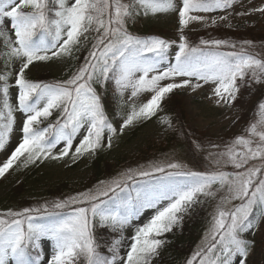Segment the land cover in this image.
I'll return each mask as SVG.
<instances>
[{"label":"snow or ice","instance_id":"obj_1","mask_svg":"<svg viewBox=\"0 0 264 264\" xmlns=\"http://www.w3.org/2000/svg\"><path fill=\"white\" fill-rule=\"evenodd\" d=\"M232 3L233 0H182V6L175 7L174 0H128L126 3L122 0H0V47L7 49L4 52V67H9L13 59L23 60L16 70L14 84H9L11 72L0 73V152L9 143L15 123L13 113L18 111L25 114L20 129L22 142L18 143L10 158L0 166V177L12 169L21 157L25 158V166L49 158L55 144L47 141L46 136L52 129H56L55 139L65 142L60 156H51L52 159L67 156L73 147V137L86 125V135L75 148L74 157L94 152L101 147L105 129L116 133V129L106 121L100 97L92 87L93 81L102 84L110 79L114 80L121 94L124 90L131 89L132 98L142 93L152 94L138 110L133 108L123 123L125 128L140 117L150 118L155 115L166 94L173 90L191 86L195 91L203 87L199 81L216 85L213 94L225 104L234 102L237 97V79L243 80L249 75L257 83L264 82V61L261 59L245 54L242 49L239 54L229 53L207 62H197L193 54L201 49L189 47L182 34L190 22L204 19L190 13L223 10L231 7ZM24 9L30 11L26 12ZM141 10L144 15L149 12L156 14L178 11L182 42L179 44V55L176 56L174 67L158 71L156 63L144 59L146 54L162 58L169 46L166 41L158 38L143 40L127 31L126 21L130 22ZM253 11L264 12V7ZM6 19L7 30L3 27ZM9 32L14 35L15 40ZM48 36H53L55 42L50 43L46 39ZM90 36L94 42L89 55L84 65L68 81L58 85H42L25 79V71L34 62L71 55L73 46L81 43L80 38L88 40ZM202 43L208 44L207 41ZM212 43L220 47L226 42ZM57 45L58 49L52 51ZM49 51L51 55H48ZM201 63L203 67L200 66ZM177 76L195 77L197 83L193 84L189 79L161 86V81ZM10 87L18 89L15 105L10 102ZM56 108L61 110V120L43 129L34 127L40 123L41 118L51 116L52 110ZM258 112L260 124L264 125V102L258 105ZM162 122L169 124L167 119ZM69 128L71 130L66 131ZM247 131L248 138L237 137L234 145L223 154L227 157L226 163L243 171L208 175L192 172L190 176L196 181L194 186L174 193L163 192L156 195L137 192L132 200L122 201L116 210L103 206L105 202L101 201V196H108V190L97 195L81 194L69 201L56 203L55 207L64 209L73 203L88 206L77 208L68 219L50 228L33 223L31 213L38 210L25 209L19 213H7L12 219L0 218V264H40L42 238L54 241L55 247V253L45 264H80L81 261L83 264H151L157 255V249L163 243L157 237L172 230L173 225L178 223L177 214L186 211L198 194L213 195L211 186L216 183L222 187L227 186L228 200H238L241 203L231 209H218L213 218L212 242L205 252H198L188 264H230L237 255L240 257L239 264H244L248 242L242 238V234L252 229L250 217H253L255 208L264 215V130L258 131V125L254 122ZM107 146L110 147L111 144ZM237 146L243 150L237 151ZM257 160L260 161L259 164H250V161ZM168 167L179 169L181 166L170 164ZM165 171V168L157 166L154 171H142L140 175L152 176L154 172ZM167 175L179 176L182 173L168 172ZM117 189L127 191L122 182H115L110 191L116 193ZM160 200H167V205L157 208ZM139 208H157V211L147 223L135 227L128 238V250L124 256L119 254L123 236L113 243L111 258L101 256L93 236L94 223L122 233L125 228L132 226L134 210ZM31 250H36L37 259H32ZM217 252L219 255L209 259V256ZM198 256L201 258L197 262Z\"/></svg>","mask_w":264,"mask_h":264},{"label":"rangeland","instance_id":"obj_2","mask_svg":"<svg viewBox=\"0 0 264 264\" xmlns=\"http://www.w3.org/2000/svg\"><path fill=\"white\" fill-rule=\"evenodd\" d=\"M122 2L126 3L128 0H122ZM174 6L181 7L182 0H174ZM260 7H264V0H233L231 7L223 10L190 13V15L201 16L204 19L199 22H190L182 34L186 37L189 47L194 43L204 44L202 43L203 41H207V45L210 46H215L212 43L213 41H224L226 43L220 47L243 49L245 54H247L246 50L250 51L252 49L256 56L261 57L262 61H264V40L254 42V36L258 34L264 35V12L253 11ZM24 11L27 12L30 9H24ZM221 17H227V19H221ZM213 20H215V23H213ZM3 27L7 30V19ZM126 28L130 34L140 39L158 38L167 42L169 46L162 59L155 62L158 71H164L169 67L175 66L176 56L179 55V44L182 42L180 39L181 33L179 32L178 11L172 10L156 14L149 12V14L144 15L141 10L130 22L126 21ZM9 35H12L11 32H9ZM49 37H52V39ZM12 39L15 40L14 35H12ZM46 39L50 43L55 42L53 36H48ZM80 39L81 43L73 46L71 55L59 58L54 57L48 61L34 62L25 71V79L30 82L41 83L42 85L63 84L71 79L84 65L91 50V45L94 42L91 36L88 40H85L84 37ZM230 45H235V47ZM57 49L58 45L52 48V51ZM6 51V48L0 47V59L2 60L0 73L11 72L12 76L9 84L12 85L16 79V70L23 60L13 59L9 67H4V52ZM48 55H51V51L48 52ZM109 75L111 76L112 73ZM151 75L152 73H150ZM42 76L45 77L41 79V82H37L36 79ZM189 79L193 84L197 83L195 77L177 76L161 81L160 84L164 86L168 83H180ZM262 80H264V77H262ZM199 83L204 86L197 88L195 91L189 86L175 89L173 92L166 94L155 115L150 118L140 117L125 128L123 123L127 120L133 108L138 110L152 94L142 93L138 97L132 98L130 96L131 89L124 90L123 94H121V90L114 80L110 79L102 84L93 81L92 87L100 97L106 121L116 129V133L113 134L105 129L102 135L101 147L96 148L94 152H86L83 155L74 157L75 148L79 145L83 136L86 135V125L79 129L73 137V147L69 154L60 159H52L51 156H60L62 149L65 147L63 140L57 141L55 139L56 129H52L46 136L47 141L55 144L51 148L49 158L37 160L35 163H29L25 166L23 162L25 158L21 157L20 161H17L12 169L3 177H0V218H3L9 212L19 213L25 209L36 210L38 202L46 196L48 191L59 186L65 187L67 185L68 188L72 189H66L63 197L61 195L56 196L55 200L57 203H63L73 197L80 196L83 193L73 195L72 190L78 189L80 191L79 187L89 179L92 173V165L99 152L106 162H110L117 167L120 175L125 177L134 174L141 178H147L148 176H142L140 173L142 171H154L157 166L165 168L167 172H181L182 175L190 176V173L195 172V170L189 160L191 152L185 140L180 136L181 133L178 134L181 138L176 136L169 141V136L176 132L178 127L172 115L165 112L163 101L174 97L181 101L186 113L187 128L191 135L193 146L195 149L204 152L207 157L208 165L204 167L208 168V170H203L199 173L208 175L218 172L233 173L235 171H243V169L236 170L230 163H226L227 157L223 154L228 151L229 147L234 145L237 137L248 138L247 130L252 123H257L258 131L264 130V125L260 124L258 112V105L264 102V82L257 83L249 75H246L243 80L237 79L236 84L239 87V92L235 101L230 104L218 101V98L214 96L213 88L216 85L205 84L203 81H199ZM17 93L18 89L16 87H10V102L14 105ZM13 115L15 119L13 131L9 136V143L6 145L5 150L0 152V166L10 158L11 152L18 143L22 142L20 129L25 120V114L16 111ZM61 116L62 113L59 108L53 109L51 116L46 119L41 118L40 123L34 125V127L43 129L50 124L54 125L58 120H61ZM164 119H167L169 124L163 123ZM70 130L69 128L66 131ZM109 143L111 144L110 147L107 146ZM241 150L243 149L237 146V151ZM259 163V160L250 161V164ZM170 164H178L181 167L179 169H171L168 167ZM182 180L187 179L183 177ZM149 181L148 179L147 182L141 185L135 184L132 189L128 186L126 192L120 193H112L110 191L111 187L117 182L110 181L84 194L97 195L108 190V196H101V201L105 202L103 206L106 209L116 210L118 197L122 201L127 199L126 197H128V200H132V197L141 188L146 187ZM191 181L196 183L192 177ZM20 184H24L23 193L20 196V200L24 201L22 204L12 201L13 196L11 195L12 191ZM175 191L179 190H164L163 192L174 193ZM211 191L214 193L212 195L213 212L196 244L195 251L190 257L182 261V264H188L198 252H205L209 243L212 242L213 218L216 216L218 209H231L241 203L238 200L227 199L229 196L227 186L222 187L216 183L211 186ZM155 192L157 191L153 190L150 193L156 195ZM197 198L198 195L195 197L194 202L187 206L186 211L177 214L178 223L173 225L170 232L157 237L163 243L157 249V255L152 259L151 264H160L161 254L170 241L168 235L181 230L183 222L189 215ZM167 203V200H160L157 208H163ZM71 207L72 210L58 214L52 223L42 225L37 222L35 217H33V223L45 228L59 225L68 219L77 208L82 206L81 204L73 203ZM157 208H141L139 212L135 213L132 226L125 228L122 233L120 231H112L109 227H100L95 223L92 231L108 229L110 233L115 235L114 242L123 236L119 254L124 256L128 250L126 248L128 238L133 234L135 227L147 223L156 214ZM255 209L253 210L254 212ZM252 223V229L242 234V238L248 242L244 264H264V215L257 217ZM113 243L108 246L109 251ZM40 245V264H45V261H50L55 253L54 241L42 238ZM31 252L32 259H37L36 250H31ZM216 255H219V253H213L209 256V259H213ZM200 258L199 256L197 257V262ZM221 259H224V257H221ZM239 259L238 255L233 257L230 264H239Z\"/></svg>","mask_w":264,"mask_h":264},{"label":"trees","instance_id":"obj_3","mask_svg":"<svg viewBox=\"0 0 264 264\" xmlns=\"http://www.w3.org/2000/svg\"><path fill=\"white\" fill-rule=\"evenodd\" d=\"M263 40L264 35L262 34L254 36V42H260ZM190 47H197L201 49L200 52L193 54L197 62H207L219 55L227 56L229 53H241V50L238 48L216 47L200 43H194ZM246 52L247 54H251L256 58L263 60L261 57H257L252 49L250 51L246 50ZM144 58L147 62L161 59L160 57H156L154 54H146ZM229 59H233V57H229ZM1 62L2 60L0 59V66ZM200 66L202 67L203 64L201 63ZM44 77L45 76L37 78L36 81L41 82V79H43ZM163 105L164 109H166L165 112L172 115L173 120L174 122H176L178 127V130L169 136V141H171V139L176 136L177 138L182 137L191 152V157L189 154V160L191 165L194 167L195 172L199 173L203 170H208V168L204 167L205 165H208V161H206V155L201 150L195 149L191 141V135L187 128L186 113L182 107L181 101L175 97L169 98L168 100H165L163 102ZM179 133H181V137L178 135ZM167 173V171H165L164 173L158 172L154 173L152 176H148L147 178H141L134 174L125 177L124 175H120L117 167H115L110 162H106L99 152L97 153L95 161L92 165L91 176L79 187L81 189L80 191L76 189L74 191L72 190V193H74L73 195H79L81 193L84 194L95 190L110 181L122 182L123 187L127 188L129 186V188L131 187L132 189L133 185H141L142 183L147 182L149 179L150 181L149 183H147L148 185H146V187L144 188H141L139 192L149 193L156 189L157 194L163 192L164 190L171 191L175 189L186 188V185H195V183L191 181V177L189 175L184 174L179 176H168ZM183 177H185L187 180H182ZM23 185L24 184H20L12 191V201L20 204L24 203V201L20 200V196L23 193ZM66 189L72 188H68L67 185H65V187L59 186L50 189L46 196L38 202L36 209L38 211L32 212V217H35L38 222L46 224L52 222L54 218L58 216V214L72 210V204L66 207L65 210L57 209L55 207V204L57 203L55 197L59 195L63 197ZM120 192L121 191L117 189L116 193ZM135 196L136 195H134L133 197ZM212 198V195L205 196L198 194L196 203L191 209L189 215L185 218L181 230L175 231L174 233L168 235L170 241L161 254L160 264H182L181 262L190 257L191 254L195 251L196 244L200 239L207 225L209 217L213 212L214 203L212 202ZM119 202H122V199H120V197ZM81 206L87 207L88 205L81 204ZM138 210L139 209H136L135 211ZM260 216H262V213L258 208H256L252 220H254L256 217L259 218ZM11 218L12 217L8 216L7 213L3 216V219L10 220ZM20 218L22 219L23 217ZM93 236L96 244L98 245L97 250L100 255L105 258H111V253L108 246L114 242L115 235L110 233L108 229H98L93 232ZM80 264H83V261H81Z\"/></svg>","mask_w":264,"mask_h":264}]
</instances>
